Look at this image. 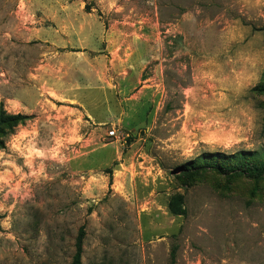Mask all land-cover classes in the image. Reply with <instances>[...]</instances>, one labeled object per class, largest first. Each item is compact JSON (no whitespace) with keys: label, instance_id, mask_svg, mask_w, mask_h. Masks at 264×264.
I'll return each mask as SVG.
<instances>
[{"label":"rangeland","instance_id":"obj_1","mask_svg":"<svg viewBox=\"0 0 264 264\" xmlns=\"http://www.w3.org/2000/svg\"><path fill=\"white\" fill-rule=\"evenodd\" d=\"M262 85L264 0H0V264H264Z\"/></svg>","mask_w":264,"mask_h":264},{"label":"trees","instance_id":"obj_2","mask_svg":"<svg viewBox=\"0 0 264 264\" xmlns=\"http://www.w3.org/2000/svg\"><path fill=\"white\" fill-rule=\"evenodd\" d=\"M264 86V85H262ZM28 117L23 116L21 114L17 115H9L5 111L1 110L0 112V125L5 126L6 128H15L17 127L22 121L26 120ZM133 139L129 137L128 142L130 143ZM244 157H240V161L243 164V170L244 171H251L252 166L247 163H243ZM111 172V171H110ZM111 184V181H110ZM168 209L171 212V214L175 216H184L187 214V211L185 209V198L184 195L177 194L173 196L168 204ZM85 227L82 226L79 230L78 236L76 238L75 243V253L73 255V261L72 264H82V257L84 253V242H85ZM176 257V249L173 248L171 252V264L175 262Z\"/></svg>","mask_w":264,"mask_h":264},{"label":"built area","instance_id":"obj_3","mask_svg":"<svg viewBox=\"0 0 264 264\" xmlns=\"http://www.w3.org/2000/svg\"><path fill=\"white\" fill-rule=\"evenodd\" d=\"M109 137L111 138H118V139H121V136H122V139L124 138L123 135H121V131H119L117 128H113L112 130L109 131L108 133Z\"/></svg>","mask_w":264,"mask_h":264}]
</instances>
